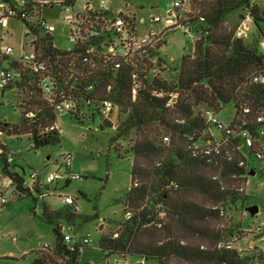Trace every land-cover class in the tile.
<instances>
[{"label":"trees","instance_id":"1","mask_svg":"<svg viewBox=\"0 0 264 264\" xmlns=\"http://www.w3.org/2000/svg\"><path fill=\"white\" fill-rule=\"evenodd\" d=\"M75 1L48 4H57L62 12L68 9L77 20V30H70L72 46L63 50L54 46L40 18L44 5L0 0L31 36L33 55L23 62L0 52V61L6 62L0 74L8 75L1 93L12 94L19 113L14 123L0 121V135H26L32 149L58 146L60 132L53 126L61 114L56 105L63 101L72 104L64 112L71 120L98 118L99 129L114 128L110 144L118 156L131 157L130 188L122 200L121 221L99 226L97 249L105 257L134 256L143 264L264 261V251L256 247H234L242 229L224 222L226 212L242 209L248 197L244 183L248 171H255L248 169L250 162L264 163V81L254 80L264 78V48L259 49L264 44V10L252 0H188L187 23L195 33L192 51L167 65L158 54L162 41L141 53L129 49L126 56L117 54L123 42L114 20L121 18L128 35H137L133 15L114 16L87 5L78 11ZM245 19L254 29L252 45L235 34ZM166 72L168 78L163 77ZM107 103L117 111L115 122L101 112ZM228 105L233 115L222 125L216 115ZM10 157L0 142L1 174L17 198L32 199L34 210L32 193L43 197L50 190L41 188L39 174L26 187L24 178L11 170ZM38 218L50 226L54 241L36 250L31 264H81L91 240L74 237L72 228L96 215H79L72 198L60 209L41 202ZM64 224L70 226L67 232Z\"/></svg>","mask_w":264,"mask_h":264},{"label":"rangeland","instance_id":"2","mask_svg":"<svg viewBox=\"0 0 264 264\" xmlns=\"http://www.w3.org/2000/svg\"><path fill=\"white\" fill-rule=\"evenodd\" d=\"M102 1L106 2V8L114 16L119 13L133 15L138 34L145 33L149 29L150 19L153 16L164 17L167 9L174 2H182L184 9L187 11L190 9L184 7L190 4L187 0H76L74 9L83 10L87 3L91 9H99ZM255 3L264 10V0H256ZM65 15L66 13L60 11L57 4L44 5L40 9V18L54 28L51 31L54 46L63 50L72 46L71 25ZM36 19L32 20L36 21ZM260 28L264 31V24H261ZM154 29L163 31L160 25H154ZM5 31L7 32L1 45L12 48L13 52L9 58L28 61L31 36L25 34L22 22L10 19ZM253 34L254 29L251 25L248 29H243L242 40L246 45L254 43ZM161 37L163 43L158 48V54L167 65H173L178 63L182 55L191 53L195 33L191 31L184 34L182 31L165 30ZM259 49L261 50L260 46ZM0 62L1 67L6 66L4 60ZM168 76V72L163 74L164 78ZM0 99L7 101V104L0 106V121L16 122L19 113L14 109L12 94L1 93L0 90ZM232 115V106L228 105L216 115V118L222 125H227ZM110 117L111 121H116L115 111ZM56 123L60 128L58 146L32 149L26 135L19 138L0 135V142L13 154L14 162L11 170L24 178V185L31 186L34 181L32 175L38 173V183L41 188L47 187L50 190L43 197L32 193L36 199L35 208L32 210L33 203L30 197L12 198L10 182L0 171V194L7 200L6 205L0 206V264H14L11 258L20 264H31L36 250L44 245L52 246L54 238L50 226L38 218L41 213V202L52 209H60L66 198H75L79 215H96V218L87 223L75 222L72 228L74 237L89 236L91 240V248L81 253V264L145 263L134 256L105 257L97 249L99 226L103 224L108 228L121 221L122 200L130 188L131 157L129 154L118 156L110 144L109 140L115 133L114 128L99 129L98 118H94L93 122L86 119L83 123H77L64 113L57 116ZM212 131L215 135H219L215 128H212ZM121 144L123 148L126 145L125 142ZM67 157H69L68 167L65 161ZM251 168L255 171L253 175L246 176L244 192L248 197L243 208L236 212L228 210L224 222L229 227L237 223L242 229V232H238L241 233L238 241L233 242L234 247L242 249L256 247L264 251V172H259L264 170V163L252 160L248 169ZM50 174L62 177L53 183H48L46 179ZM251 207L257 208L253 214L248 210ZM104 227L102 226V229L106 230ZM63 228L67 232L70 226L64 224ZM255 264H264V261Z\"/></svg>","mask_w":264,"mask_h":264},{"label":"built area","instance_id":"3","mask_svg":"<svg viewBox=\"0 0 264 264\" xmlns=\"http://www.w3.org/2000/svg\"><path fill=\"white\" fill-rule=\"evenodd\" d=\"M41 5H48L50 3V1L48 0H37ZM24 3V2H21ZM106 2L102 1L100 8L99 9H107L106 8ZM66 13V20L69 21V24L71 25V29L73 31L77 30V27L75 26L77 23V20L75 19L74 15L69 12L68 9H66L65 11ZM188 13L189 11H187V9L183 8V4L182 2H174L172 4V6L170 8L167 9L166 14L164 17H160V16H153L150 19V26L149 29L146 30L145 33L142 34H137V35H128L127 30L124 28V23L123 20L121 18H116L114 20V26L118 27V29H120L121 32V36H122V42H123V47H121L117 54H119L120 56H126L127 52L130 50H132L133 52H138L141 53L145 50V48L155 45L159 42L162 41V33L165 30H169V31H182L184 34L185 33H190L191 29L189 24L187 23L188 21ZM14 15L13 10H11L9 7H7L5 4L0 3V24H4L5 21L9 18H11ZM73 25V26H72ZM154 25H160L163 29V31H158L154 29ZM45 27L48 31H50V27H48L45 24ZM250 27V23L249 20L245 19L241 22L240 26L237 28L236 30V36L237 37H242L243 36V29H248ZM110 52H112L114 54V51L112 48L109 49ZM1 52L5 55H10L12 52V49L10 47H4L1 48ZM33 59V55L30 53L28 56V61H31ZM35 68L40 69L41 66L40 65H36ZM6 77H8V75H4V74H0V78H2V80H0V86L3 85L6 81ZM255 81H264V78L262 77H256L254 78ZM134 92V91H133ZM2 103V100H0V104ZM72 108V104L69 101H63L62 103L56 105V110L59 113H64L67 110H70ZM113 106L109 103L105 104L102 109L101 112L103 115L105 116H111V114L113 113ZM206 116L210 119L211 118V114L209 112H206ZM54 129L58 130L60 132L59 127H57L54 124ZM12 157L9 158V161H12ZM66 164H69V158L68 160H65ZM38 173H35L34 175H32L33 180H35V178L37 177ZM62 176H58L55 174H50L46 181L48 183H53V181H55L58 178H61ZM71 199L72 198H66L64 202L66 203H71ZM7 203V200L5 198L2 197V195L0 194V205H5ZM66 240H69L68 236H65ZM14 264H20L18 261L15 262ZM138 264H142V263H138Z\"/></svg>","mask_w":264,"mask_h":264},{"label":"crops","instance_id":"4","mask_svg":"<svg viewBox=\"0 0 264 264\" xmlns=\"http://www.w3.org/2000/svg\"><path fill=\"white\" fill-rule=\"evenodd\" d=\"M48 1H49V0H48ZM51 1H55V0H51ZM51 1H50V2H51ZM252 1L255 2L256 0H252ZM21 2H26V1H21ZM21 2H20V3H21ZM187 2H189V1L187 0ZM86 5H87V7H88L89 9H91L90 6H89V3H87ZM47 6H48V5H47ZM49 6H50V5H49ZM52 6H53V5H52ZM184 7L188 8V7H190V4H188L187 6H184ZM91 10H93V9H91ZM10 19H12V18L7 19V20L5 21L4 24H0V31H1V32H0V50H1V48L9 47V46H2L1 43H2V41H3L4 35H6V32H7V31H5V29L8 28L9 20H10ZM44 21H45V20H44ZM45 24H46L48 27H50V29H51L50 32L53 31L54 28H53L51 25H49L46 21H45ZM242 37H243V36H242ZM242 37H241V38H242ZM162 43H163V41H162ZM260 47H261V49L264 48V44L260 45ZM10 48H11V47H10ZM11 49H12V48H11ZM20 51H21V47H20ZM12 52H13V50H12ZM12 52H11V54H12ZM11 54H10V55H11ZM10 55H9V56H10ZM20 57H21V55H20ZM0 90H1V89H0ZM8 93H9V92H8ZM4 104H7V101L2 100V103L0 104V106H1V105H4ZM55 125L58 127L57 123H55ZM59 129H60V128H59ZM11 196H12V198H14V199L17 198V196L13 193V190H12Z\"/></svg>","mask_w":264,"mask_h":264},{"label":"water","instance_id":"5","mask_svg":"<svg viewBox=\"0 0 264 264\" xmlns=\"http://www.w3.org/2000/svg\"><path fill=\"white\" fill-rule=\"evenodd\" d=\"M115 115L117 116V111H115ZM247 174L248 175H253L254 171L249 170ZM248 210L250 211L251 214H253L254 212L257 211V208L256 207H251V208H248Z\"/></svg>","mask_w":264,"mask_h":264}]
</instances>
